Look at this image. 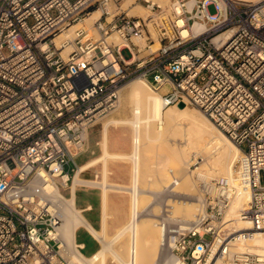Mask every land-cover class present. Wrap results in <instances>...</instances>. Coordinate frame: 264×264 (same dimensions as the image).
I'll return each instance as SVG.
<instances>
[{
	"label": "built area",
	"instance_id": "2783aa9c",
	"mask_svg": "<svg viewBox=\"0 0 264 264\" xmlns=\"http://www.w3.org/2000/svg\"><path fill=\"white\" fill-rule=\"evenodd\" d=\"M143 1L150 10L144 19L127 15L121 0H0V264H71L61 253L63 200L45 186L52 177L65 190L62 177L68 181L74 170L65 165L88 150V130L137 77L163 90L166 105L198 108L243 155L235 179L202 183L192 226H167L161 248L169 264H264L231 244L264 234V0H171L165 7ZM96 9V38L77 28L55 42ZM178 21L205 28L182 36ZM229 28L228 38L213 40ZM239 185L250 188L240 211L250 226L236 231L224 217Z\"/></svg>",
	"mask_w": 264,
	"mask_h": 264
},
{
	"label": "bare ground",
	"instance_id": "6f19581e",
	"mask_svg": "<svg viewBox=\"0 0 264 264\" xmlns=\"http://www.w3.org/2000/svg\"><path fill=\"white\" fill-rule=\"evenodd\" d=\"M161 1V0H160ZM171 1V0H170ZM252 1V0H246ZM258 1V0H257ZM219 4L227 6L233 4V0H218ZM256 2V1H254ZM123 7L132 14H144V7L133 5V0H124ZM101 14L100 9L93 10L85 18L87 25L91 27L92 22ZM145 15V14H144ZM181 26L180 33L182 36L190 33L198 34L204 30L205 25L202 22L195 21L190 27ZM75 23L58 34L55 42L59 45L64 39H71L75 33ZM229 28L213 38L225 40L233 32ZM111 40H118L117 35L112 34ZM71 45V44H70ZM68 44V46H70ZM66 47V46H65ZM70 50V49H68ZM66 50L64 49L63 53ZM122 89H124L122 91ZM119 91V101L123 108H129L131 117L109 119L102 124V138L100 141L101 155L77 167L71 184L74 190L75 184L88 183L93 181L81 180L79 173L85 168L93 165L98 160H102V173L106 178V162L109 158H120L123 156L130 157L132 160V198L128 210L129 217L126 225L120 227L115 233L104 239L107 219L110 216V198L103 191L102 194V211L100 216L101 229L96 230L91 227L84 218L81 210L76 207L74 195L66 198L60 192L59 186L55 183L56 179L50 177L51 181L45 186L46 192L55 200L62 199L61 223L59 225V237L62 241L61 253L67 256L71 264H106V255H110V262L113 264H169L170 256L168 253L164 258H158L162 250L161 244L165 243V232L168 227L175 226L173 231L185 230L193 225V220L197 217L199 210L202 208L203 199L196 197V202L186 203L170 202L164 203L166 210L170 213L168 220H160L158 226L156 222L139 219L140 199L137 191V182L141 170H145L147 150L150 144L155 143L159 149L149 163L155 164L157 175L156 182H162L159 190H166L175 195H184L188 192L184 190L194 189V182L189 175L182 178L181 181L175 178L174 174L178 170H184L196 161H203L201 164L204 169L197 171V176L208 182L212 177H228L231 180L237 176L239 163L243 159L241 150L222 132L216 125L199 109L190 108L187 103L179 108L177 104L166 105L163 96L159 93H153L149 89L148 82L142 78H136L126 82ZM110 124H130L133 128L132 145L129 153L110 152L107 148L108 126ZM171 163V164H170ZM171 166H168V165ZM171 174V181L169 175ZM165 175V176H164ZM164 176V177H163ZM65 176L62 179L65 180ZM61 178H57L58 180ZM61 181L67 186L68 181ZM159 184V183H158ZM184 186L187 189H184ZM193 194V193H188ZM250 200V188L248 186H238L237 192L233 197L224 217L225 226L233 225L234 230L240 231L249 228L250 224L240 218V211L248 204ZM79 226H85L91 234V238L102 243L90 256L84 255L78 249L75 241V232ZM231 227V226H230ZM229 228V227H228ZM231 229V228H230ZM126 239V249L123 253L114 245ZM232 247L235 250L249 251L264 257V234L254 232L247 239L234 240ZM158 259H157V258ZM159 257H162L159 256ZM217 264V262L215 263Z\"/></svg>",
	"mask_w": 264,
	"mask_h": 264
},
{
	"label": "rangeland",
	"instance_id": "374dc122",
	"mask_svg": "<svg viewBox=\"0 0 264 264\" xmlns=\"http://www.w3.org/2000/svg\"><path fill=\"white\" fill-rule=\"evenodd\" d=\"M149 1H152L156 4H159L162 7L167 6L168 3L170 2V0H161V1L160 0H149ZM233 1H236V0H233ZM252 1H257V0H252ZM258 1H261V0H258ZM123 3H124V0H121L119 8L121 10H123L125 13H127V15H129V16H138V17L144 19L150 13L149 8L146 7V3L143 0H133V5L135 4V5H139L141 7H144V14L145 15L144 14L139 15V14L128 13V10H125V8L123 7ZM109 8L111 10H114L116 8V6L114 4H110ZM207 10L210 14H213L216 11L215 6L213 4H209L207 7ZM77 24H78L76 26L77 28H84L89 33V35L94 36V38H96L98 36V34L96 33V30L93 28V22H92L91 27H89L87 25V21L85 19L81 20ZM189 25H191V22ZM77 28H75V29H77ZM149 31L151 33V36L153 38H156L157 31L151 25H149ZM73 36H74V34H73ZM111 39H112V37L110 36L109 40H111ZM134 41L137 43H142V44L144 43L143 39L140 41L138 39H134ZM72 47H73L72 44L70 46L67 45L64 48L66 50L64 53L70 51L72 49ZM157 47H158V43L155 42V45L153 46V48H157ZM68 49H70V50H68ZM123 55L125 57H127V52L125 50L123 51ZM133 79H136V78H133ZM148 86H149V89L151 90V92L159 93L162 95L163 90L156 91V90L152 89L149 84H148ZM123 90L124 89H122V91ZM189 107L195 108L192 105H189ZM195 109L198 110V108H195ZM129 117H131V112H130L129 108L128 107L123 108V105L119 101V97H118V102H117L116 107L111 112H109L106 116L99 119L93 125V127H96L98 124H103V122H105L109 119H112V118L119 119V118H129ZM133 131L134 130L130 124H110L108 126V134L109 135L115 134L116 140H115L114 144H115V146H117L120 149V151H118L119 153L125 154V153L130 152L131 145H132ZM157 147L158 146L155 143H152L149 145L148 148H146L147 150L144 151L146 153V158H144L143 165L146 164L147 169L141 170V174H140V177H139V180H138L136 186H137V191H139L138 192L139 199H140L139 207L141 209L139 212V219H145V221L147 220V221L156 222L157 226H158V222H160V220H162V219H164V220L166 219L168 221H171L168 219V216H170L169 215L170 213L168 212V210H166V207L164 206V203L167 200H170V202H175L176 204H178V203L180 204V202H182V203L186 202L189 204L192 202H196V197H200L201 199H203L202 192L200 189H201V185L204 182V180L200 179L197 176V171L200 169L201 170L204 169L203 166H201V164L204 163V160L203 161L198 160L195 163H193L192 165H190L188 168H186L184 170H178V172H176V174H174L175 178H178L179 181H181L182 178H184L186 175L191 174L189 176L191 177V180L194 182V185H195L194 189H191L189 191L184 190L188 193H193V194L187 193V194L178 196V195H175V194H173V193H171L165 189L168 182H167L165 188H163V190H159L160 188H162V187H160V185L163 183L160 181L158 182V180L156 182L155 176L157 175V171H156L155 164L149 163L152 159H154V155L156 154V152L159 151V149ZM83 157L84 156L82 154H80L75 158V161L80 162L83 160ZM98 157H96V158H98ZM99 161L103 162L102 160H99ZM110 161H116L119 163V166L117 167V172L115 174H113V172L108 168L107 163ZM170 164L168 166H171ZM70 165H73V162L69 161V164L65 165L66 169H68V166H70ZM106 170H107L106 178H104V175L102 173L103 171H102L100 181L93 183V184H100L102 187V192L106 191V194L108 195V197L110 199L112 198V200H110V216L108 217V223L106 224V228H105L106 234L103 237V240L108 239V237L112 236L117 229L126 225V223H127V220L129 217L128 210L130 208L131 198H132V196H131L132 195V188L130 187V185L132 183L131 182L132 181V172H131L132 171V160L130 157H127V156H123L120 158H109L106 162ZM167 173L169 175V180H170L171 174H170V172H167ZM72 174H73L72 172H69V180H68L67 185H70V183H71V176L70 175H72ZM111 174H113V175H111ZM112 176H114V178H111ZM214 178H217V177H212L211 179H214ZM211 179H208L207 181H209ZM81 180H83V179H81ZM205 182H206V180H205ZM80 184H82V183H80ZM83 184L86 186L87 185H93V184H88V183H86V184L83 183ZM184 189H187V187L184 186ZM60 192L64 195V197L68 198V196L66 195V191L60 189ZM227 223L228 222H226L225 225ZM230 226H225V227H229L231 229L234 228L233 225H230ZM77 239L79 241H84L87 244V247L83 250V253L89 254L92 250L91 247H92L93 241H91V242L88 241V238L82 229L78 231ZM125 243H126V239L123 238L122 241H119V243H117L114 246L124 253L125 249H126ZM101 246H102V243H100V247ZM166 253H168V252H166V250H161L159 255H158V258H164ZM161 255H162V257H159ZM106 264H113L110 262V255L109 254L106 255Z\"/></svg>",
	"mask_w": 264,
	"mask_h": 264
},
{
	"label": "crops",
	"instance_id": "0c3cea01",
	"mask_svg": "<svg viewBox=\"0 0 264 264\" xmlns=\"http://www.w3.org/2000/svg\"><path fill=\"white\" fill-rule=\"evenodd\" d=\"M102 138V124H98L96 127H91L88 130L87 134V146L88 151L81 153L84 157L83 160L80 162H76L75 158L80 155L78 154L74 158L73 165L68 166V169L73 168L74 170H71L73 174L71 176V183L70 185H67L66 189V195L69 197L74 195V201L76 207H78L81 210L82 215L84 218L88 221V223L91 225L92 228L99 230L101 229L102 225L100 222V216L102 211V187L100 184H93V185H84V184H75L74 190L71 188V184L73 181V175L77 169V167L81 164H84L92 159H96V157L101 155V146L100 141ZM115 134L109 135L107 134V148L110 152H118L120 149L115 146ZM108 168L115 174L117 172V167L119 166V163L116 161H110L107 163ZM102 162L97 161L95 164L85 168L83 171L79 173V177L83 180L87 181H93L98 182L100 181L101 175H102ZM111 174V175H113ZM111 178H114L112 176ZM112 200V198L110 199ZM108 223V219H107ZM83 230L88 238V241H93L92 244V250L89 254H85L87 256H90L93 254L98 248H100V242L95 241L91 238L90 231L85 226H79L76 229L75 232V241L78 244V247L80 248V251L83 252V250L87 247V244L84 241H79L77 239V233L79 230Z\"/></svg>",
	"mask_w": 264,
	"mask_h": 264
},
{
	"label": "water",
	"instance_id": "95a60500",
	"mask_svg": "<svg viewBox=\"0 0 264 264\" xmlns=\"http://www.w3.org/2000/svg\"><path fill=\"white\" fill-rule=\"evenodd\" d=\"M177 106H178L179 108H181V107L184 106V103H183V102H179V103L177 104Z\"/></svg>",
	"mask_w": 264,
	"mask_h": 264
}]
</instances>
